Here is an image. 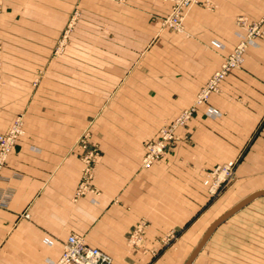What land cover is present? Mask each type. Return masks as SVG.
Masks as SVG:
<instances>
[{"label": "crops", "instance_id": "0c3cea01", "mask_svg": "<svg viewBox=\"0 0 264 264\" xmlns=\"http://www.w3.org/2000/svg\"><path fill=\"white\" fill-rule=\"evenodd\" d=\"M155 1L113 5L119 44L112 59L96 58L103 67L90 74L87 57L48 59L30 52L50 50L55 18L67 17L77 2L87 10L88 0H4L0 133L22 113L25 134L0 176V264H54L73 233L109 253L115 264H184L197 237L195 226L215 209L200 213L209 196L203 169L240 155L242 190L250 194L264 188L262 38L248 41L242 67L229 73L220 91L199 107L187 127L190 140L181 141L152 167H141L145 142L161 122L189 105L246 37L251 23L262 21L264 28V0H208L184 15L183 33L167 29L161 35V48L176 51L177 69L167 67L168 59L164 68V61L150 56L141 66L143 46L137 34L148 35L157 27L150 22L158 11ZM166 7L162 5L160 14ZM238 17L244 22L238 24ZM41 66H49L48 74L33 89L34 72ZM57 81L64 82L63 89L57 90ZM90 81L98 83L91 91ZM74 82L79 89H73ZM90 125L91 144L99 146L100 154L85 178L87 148L78 137ZM83 180L85 191L77 195ZM191 217L194 233L183 235L178 248L161 249L162 236ZM141 218L149 221L146 241L142 250L131 249L128 237ZM228 221L215 229L191 264H248L242 253L234 257L232 251L214 248L225 238Z\"/></svg>", "mask_w": 264, "mask_h": 264}, {"label": "rangeland", "instance_id": "374dc122", "mask_svg": "<svg viewBox=\"0 0 264 264\" xmlns=\"http://www.w3.org/2000/svg\"><path fill=\"white\" fill-rule=\"evenodd\" d=\"M119 2L123 3L125 2V0H88L87 7H85L87 8L88 12L82 7L79 2L75 3L67 17L55 18V27L57 29V32L54 36L55 42L53 41L54 43H52L51 49L45 51L32 50L30 52L36 54L35 56L37 57H45L48 59H64L65 57L80 59L82 56L87 57L89 61V73H95L97 69L103 67L96 64V58L104 57L105 59H112V57L114 56V46L119 44L120 34H118V31L116 29V24H118L119 19H116L112 16L113 5ZM155 2L158 5V13H153L152 18H150V22L153 24L157 22V27L154 28L148 35L140 33L137 34V42L141 43L143 46L142 51H140L138 54V63L142 66L141 63H143V59L150 56L153 57V59L158 58L161 59V61H164V68H166V61L164 59H168L167 63H169V65L167 67L169 69L173 67L174 69H177V64H174L175 59L177 60L178 58L175 54L176 51H174V54H172V49L171 51H166L161 48L163 47L161 35L163 32L167 31V29H169V31L171 32L174 31L179 33H183L184 31L183 20L181 30H178L175 26H171L166 23L167 18L173 12L178 0H156ZM208 2V0H200L197 4H191L190 6H186L183 10V19L184 15L192 7H194L195 5H207ZM162 5L169 7L168 11H166L164 14H160V12L162 11ZM3 8L4 0L0 12L3 10ZM35 20L39 21V19ZM241 22H244L243 17H238L237 23L239 24ZM261 24L262 21L251 23L248 29L257 27L259 29V33H253L251 34V36H249L247 32L246 37L240 39L236 46L233 48V50L226 56L228 57L241 42H244V49L242 52V59L240 63L232 67L231 70L227 73L226 77L233 70L242 67L247 52L248 41L257 38L264 39V28H262ZM46 36H49V34ZM123 36L128 37V35ZM169 37L171 38L172 36ZM173 39L175 41L176 38L173 37ZM82 46L84 47L83 49ZM30 52L26 51L25 55L30 56ZM22 53L23 52L21 51V56ZM225 58L223 59V61L225 60ZM223 61L221 62V64L223 63ZM160 65L153 66L155 71H162L161 68L163 67H161L162 65ZM107 66L111 68V65ZM107 66H105V68H108ZM220 66L218 67V69L220 68ZM48 68L49 66H41L34 72V77L32 80L33 89L39 88L43 80L46 79V75L48 74ZM2 74L3 65L0 61V82L2 80ZM172 74L176 75L177 73L175 72ZM225 78L223 79V81L225 80ZM223 81H221L219 87L215 91H213L207 99L202 102H198L197 98L200 93V90L205 85L204 83L201 86L200 90L197 92L194 99L190 101L189 105L180 109L176 113L169 114L168 119H164L161 122V125L155 135L148 138L145 142V152L141 159L142 168L146 169L152 167L155 163L163 159L166 155L173 153V151L181 141L190 140V133L187 131V127L190 121L194 118V115L198 111L199 107L206 104L212 94L220 91L221 84ZM63 84V81H57V90L63 89ZM97 84V82L90 81V91L92 88H95ZM73 86L74 90L77 88L79 89V86H77L75 82L73 83ZM186 110H188L187 115H185ZM182 114L183 118L179 120ZM18 116H22L24 120V115L20 113L15 116L13 121ZM217 116V114L213 115L214 118H217ZM13 121L11 122V124L13 123ZM228 132L230 133L231 131H227L226 133ZM232 132L234 133L238 131ZM93 135V130L90 125L83 129L78 137L81 145L87 148V153L84 157V160L87 163V172L86 175H84L85 178H89L91 176V171L93 170L94 163L96 161V155L100 154L99 146L96 143L91 144ZM228 139L230 140L229 137ZM158 141H163L165 143L163 155L159 158H156L153 163L145 165L144 159L149 150V145ZM88 155L90 156L89 159L86 158ZM241 158L242 157L239 155L238 158L234 159L233 161H220L216 163L212 168L203 169L206 179L208 181L209 196L207 203L202 207L200 213L204 212V210H207L210 206H215V209L213 210L214 213L209 216V218H206L204 223L203 221H201L200 224H197V226H195V230L197 231V237L195 240H191L190 242L187 253L188 258L192 254V252L194 251V249L196 248L199 241L205 234L208 227L212 224V222L221 215H223L225 212L229 211L236 203H238L243 198L249 195V193H246L242 190V184L240 183L239 175L237 172V167L241 161ZM233 215L231 218H228L229 224L225 231V238L221 242H217V247L214 248L232 251L234 257H238L242 253V260L248 261V264H264V196L256 198L254 201L247 204L238 212H236L234 216ZM194 220L195 218L191 217L190 219L186 220L185 225L183 227L170 228L160 239L161 249L166 246H173L174 248H178L179 242L183 235L186 234L188 236L194 233L191 232L195 231L193 230L192 226ZM142 222L146 223V231L144 233L143 244L141 246L133 247L127 241L131 249H143L144 243L146 241V233L149 229L148 219H139L137 221V224L132 229L131 233L137 227V225ZM233 260H240V257L233 258Z\"/></svg>", "mask_w": 264, "mask_h": 264}, {"label": "built area", "instance_id": "2783aa9c", "mask_svg": "<svg viewBox=\"0 0 264 264\" xmlns=\"http://www.w3.org/2000/svg\"><path fill=\"white\" fill-rule=\"evenodd\" d=\"M200 0H178L173 12L167 18L166 23L175 26L178 30L182 29L183 10L186 6L191 4H197ZM3 0H0V10L2 8ZM258 34L259 29L253 27L248 29V35ZM244 49V42H241L234 51L225 58L220 68L217 69L211 77L206 81L203 88L200 90L197 101L202 102L208 98V96L215 91L221 81L226 77L227 73L232 67L240 63L242 59V52ZM188 114L186 110L185 115ZM183 114L180 116L181 120ZM24 120L22 116H18L8 129L0 134V176L8 161L10 154L12 153L17 141L24 134ZM85 146V144H84ZM165 143L158 141L149 145V150L145 156L144 163L149 165L153 163L156 158H159L164 153ZM87 159L90 158L88 155ZM88 161V160H87ZM86 169L84 175H86ZM85 182L82 181L77 189L76 194L80 195L85 191ZM2 205H6V202H1ZM28 216V215H27ZM146 231V223L142 222L133 230L128 242L131 246H141L143 244L144 233ZM54 264H115L112 256L97 248L89 245L84 236L73 233L68 236L64 243L61 256Z\"/></svg>", "mask_w": 264, "mask_h": 264}, {"label": "water", "instance_id": "95a60500", "mask_svg": "<svg viewBox=\"0 0 264 264\" xmlns=\"http://www.w3.org/2000/svg\"><path fill=\"white\" fill-rule=\"evenodd\" d=\"M261 196H264V188L260 189V190H257V191H254L253 193H250L248 196H246L241 201L236 203L229 211L225 212L223 215H221L220 217L215 219L212 222V224L208 227V229L206 230L205 234L203 235V237L199 241L198 245L196 246V248L194 249V251L192 252V254L189 256V258L187 259V261L184 264H191L193 262V260L196 257V255L205 246V244L207 243V241L209 240V238L211 237V235L213 234L215 229L222 222L227 220L229 217H231L233 214L238 212L240 209H242L244 206H246L247 204H249L250 202H252L256 198L261 197Z\"/></svg>", "mask_w": 264, "mask_h": 264}]
</instances>
